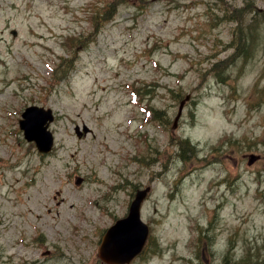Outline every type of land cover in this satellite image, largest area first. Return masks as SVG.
Here are the masks:
<instances>
[{
  "label": "rangeland",
  "instance_id": "1",
  "mask_svg": "<svg viewBox=\"0 0 264 264\" xmlns=\"http://www.w3.org/2000/svg\"><path fill=\"white\" fill-rule=\"evenodd\" d=\"M148 186L130 264H264V0H0V264H109Z\"/></svg>",
  "mask_w": 264,
  "mask_h": 264
},
{
  "label": "water",
  "instance_id": "2",
  "mask_svg": "<svg viewBox=\"0 0 264 264\" xmlns=\"http://www.w3.org/2000/svg\"><path fill=\"white\" fill-rule=\"evenodd\" d=\"M184 103L185 101H182L175 122L179 120L182 114ZM32 114L39 115V121L35 125H30L28 123V119ZM23 116L25 119L21 120V127L25 130L26 137L29 140H35L41 152H50L54 145V136L52 132L48 130L49 123L54 119L52 110L32 106L27 108ZM85 131H88L87 127H85ZM256 158L257 157H253L252 160ZM149 190V187L139 190L131 204L128 216L119 219L105 233L99 249V255L104 261L110 264H129L143 250L149 235V227L141 218V207ZM128 220H132L136 228L128 234L129 242L127 244L116 245L113 242L115 229L112 228L121 221Z\"/></svg>",
  "mask_w": 264,
  "mask_h": 264
},
{
  "label": "snow or ice",
  "instance_id": "3",
  "mask_svg": "<svg viewBox=\"0 0 264 264\" xmlns=\"http://www.w3.org/2000/svg\"><path fill=\"white\" fill-rule=\"evenodd\" d=\"M133 99L135 97L133 96ZM39 121L38 114H32L31 117L28 119V123L30 125H35ZM136 228V225L132 220L128 221H121L120 223L116 224L112 229H115L113 242L116 245H125L129 242L128 234Z\"/></svg>",
  "mask_w": 264,
  "mask_h": 264
},
{
  "label": "flooded vegetation",
  "instance_id": "4",
  "mask_svg": "<svg viewBox=\"0 0 264 264\" xmlns=\"http://www.w3.org/2000/svg\"><path fill=\"white\" fill-rule=\"evenodd\" d=\"M34 244H36V242Z\"/></svg>",
  "mask_w": 264,
  "mask_h": 264
}]
</instances>
